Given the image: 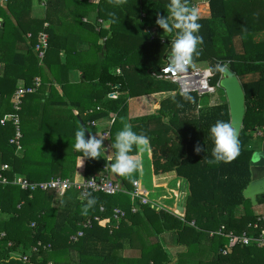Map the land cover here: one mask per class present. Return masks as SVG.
Listing matches in <instances>:
<instances>
[{"label": "trees", "instance_id": "1", "mask_svg": "<svg viewBox=\"0 0 264 264\" xmlns=\"http://www.w3.org/2000/svg\"><path fill=\"white\" fill-rule=\"evenodd\" d=\"M66 1L45 0L41 4L43 14L39 17L33 12L32 0H0V119L12 113L10 100L16 87L30 85L35 77L45 79L44 67L50 68L52 56L58 57L60 50L66 49V38L56 31ZM71 1L77 22L91 10L96 11L97 18L110 21V34L106 38L107 31L94 33V27L84 24L89 33L95 34L97 50H101L99 38H104L106 54L99 62L97 81L103 93L126 91L132 98L168 92L154 112L133 119L127 117L125 98L102 103L101 94L91 103L94 108L101 105L92 118L104 116L108 111L116 113L109 130L110 164L115 162L116 152L112 144L125 124H131L134 132L148 138L153 172L174 171L188 182L184 216L178 217L164 209L156 211L143 204L132 213L131 198L123 192L115 195L88 192L96 202L84 214L89 197L85 195L80 199L78 191L67 190L58 198L54 191L24 190L12 183H0V233H4L0 234V264H21L17 256L22 253H30L28 264H169L172 258L158 242L143 246L138 258L120 255L125 240H130L140 223L146 228L151 226L156 233L175 232L176 242L184 247L176 255L177 264H264V246L255 243L231 246L225 236L209 235V231L221 225L226 231H247L253 236L264 232V220L257 222V228L248 227L256 222L257 215L252 211L251 199L243 195L250 182V158L254 152L245 145L255 129L261 130L260 137L264 141V40L252 39L253 32L264 30V0H208L210 17L197 21L201 25L198 34L203 39L197 46L198 55L193 54L194 64L226 63L238 76L245 93L239 154L229 162L218 163L208 162L212 159L213 147L209 128L217 121H230L227 102L207 106L201 103L204 95L194 92L189 93L193 100L188 101L178 93L175 83L156 79L151 74L160 72L170 62L168 55L175 33H166L156 24L158 16L168 15L170 0ZM192 2L185 0L189 8ZM44 22L46 27H43ZM153 26L157 28L156 35L149 31ZM43 30L48 35V48L39 61L34 46ZM112 67H118L119 72H112ZM50 71L55 75L54 69ZM247 74L251 78L245 81ZM220 76V72H215L211 84L216 85ZM54 90L51 87L50 93ZM30 95L32 93L26 94L24 99ZM198 104L201 107L198 108ZM22 109L23 106L19 111L21 119ZM74 120L77 122L75 116ZM12 134L11 122L0 123V164L9 165V169L3 171L8 180L22 175L30 181H47L53 177L66 178L76 170L77 157L82 154L73 152L75 142L69 144L68 152L39 145L30 148L31 136L23 132V150L16 153L8 142ZM197 146L206 147V151L195 153ZM129 155L136 159V145ZM105 164L106 159L101 154L99 159L84 158L81 170L85 179L96 175L95 170ZM137 171L130 176L118 174L128 191L132 189ZM171 191L174 196L168 207L178 212L176 207L185 199L186 182L176 179ZM261 203H264V193L256 197V204ZM116 206L126 211L125 218L118 223L111 217ZM240 206L242 209L237 214ZM95 216L109 218V222L101 224L93 219ZM88 219L92 220L91 225L84 227ZM78 230L82 235L71 240V235ZM38 242L41 243L39 250L31 253L30 248Z\"/></svg>", "mask_w": 264, "mask_h": 264}, {"label": "crops", "instance_id": "2", "mask_svg": "<svg viewBox=\"0 0 264 264\" xmlns=\"http://www.w3.org/2000/svg\"><path fill=\"white\" fill-rule=\"evenodd\" d=\"M44 1L45 0H32L33 12L39 17L43 14L44 9L41 7V4H43ZM73 8L72 1L67 0L64 10L60 13V20L56 24V31L66 38L67 45V50H60L58 57L52 56L50 60V68L54 69V73L58 80H56L50 68L45 66V79L39 77L41 79V86L26 100L24 99L25 101L22 104V119L20 118L21 128L26 135L31 136V142L28 143L30 148H36L39 145L46 149H50L52 147L50 141L56 139L60 142V140L63 139L62 137L66 138V135L70 137L67 141L75 142V132L79 130L78 127H86L88 133L90 132L92 135L97 136V138L103 137L102 148L104 149L101 150V155L106 159L105 165L109 167L110 176L123 183L120 181L119 175L114 173L109 166L112 160L109 130L116 113L108 111L104 116L92 118L94 113L100 111L99 107L101 105L94 108L91 103L94 104L96 98L101 94H103L101 98L102 103L118 97L125 98L127 104V117L133 119L154 112L160 99L168 92H153L132 98L128 96L126 91L103 93L97 81L100 69L99 62L105 57L106 49L103 44L104 38H99L98 43L101 45V50H97L94 42V33H98L100 30L107 31L106 38L110 34V21L108 19L97 18L96 11L91 10L81 16V22H77L76 16L72 13ZM191 8H195L198 11L199 18L210 17L208 0H193L190 9ZM84 24L87 25V27H94V33H89ZM149 31L152 35H156L157 28L154 26L150 27ZM252 39L255 42L263 41L264 30L253 32ZM236 40L238 39L236 38ZM69 64V68L65 69L64 66ZM110 70L112 72H119L118 67H112ZM249 78L251 77L249 76L248 79ZM51 87L55 89V94L53 91L50 93ZM217 94L218 91L211 94V97L208 98V102L205 103V105L212 106L222 103V101L214 103L217 99ZM74 116L77 122L74 120ZM39 140L44 144L37 143ZM250 140L251 146L252 144H261L263 141L261 137H255ZM107 145L109 149L106 148ZM247 148L252 149L251 147ZM72 149L73 152L77 151L75 148ZM52 150L60 151L57 149ZM61 152H68V148H65ZM136 156V159L140 161V167L135 179L139 181L140 189L143 190L147 196L150 194V192L143 187L145 181L143 179H146V181L148 179L149 184L155 189L151 191L152 195L153 193H158L156 195L157 197L153 198L157 208L153 209L156 211L164 209L178 217H183L186 198L189 194L187 180L178 177L174 171L155 174L151 162L152 150L149 142L147 145H136ZM107 157H109V160ZM83 163L84 159L82 160V156H78L76 160V170H72L67 178L76 179L78 181L84 180V173L81 170ZM103 167L95 170L96 175L102 174L104 171ZM176 179H183L186 182V195L181 205L183 211H180V206L176 207L180 213H176V211L168 207L170 206L169 200L174 196L171 188H174ZM123 187L125 190L122 192L130 196L124 183ZM158 190L160 192H157ZM69 191L76 192L74 189H69ZM257 196L258 195H256V197ZM59 197L61 196L58 195V198ZM241 209L242 206L238 208L236 213L238 214ZM252 211L256 215L260 214L264 216V203H255L254 206L252 205ZM153 242H158L172 258L169 264H177L176 255L181 252L184 247L176 242L175 232L172 230H163L156 233L151 226L146 228L142 223L138 225L137 232L132 234L130 240H125L124 246L120 249V255L125 258H138L142 247Z\"/></svg>", "mask_w": 264, "mask_h": 264}, {"label": "built area", "instance_id": "3", "mask_svg": "<svg viewBox=\"0 0 264 264\" xmlns=\"http://www.w3.org/2000/svg\"><path fill=\"white\" fill-rule=\"evenodd\" d=\"M47 23L44 22L43 27H46ZM48 48V35L43 30L39 33V40L34 46V52L41 61L45 56L46 50ZM209 65L198 66L195 65L194 68H190L189 71L185 74L178 75L172 72L168 64L161 68L160 72H152V76L156 79H166L170 82H173L178 87V93L181 94L183 91H187L188 93L194 92L199 96L203 95H211L217 92V89L220 87L219 83L216 85L211 84V79L213 77L205 76L203 69ZM41 86V79L39 77H35L30 85L20 84L16 87L13 96L11 97V107L12 113L5 115L0 119L1 124H5L7 121L11 122L13 125V134L9 138V144L15 147V152L20 153L23 150L22 146V130H21V122L19 117V111L22 108L23 99L26 94L34 93ZM197 107H201L200 104ZM114 120V119H113ZM109 149V146H106ZM109 160V157H107ZM104 171L100 175H92L88 179H84L82 181H78L76 179L63 178V177H53L47 181H30L23 177L22 175H14L13 179L8 180L7 177L3 174V171L9 169L8 164H2L0 167V183H12L18 185L21 189H32V190H43V191H54L58 195H63L65 191L69 189H74L78 191L79 198L83 199L85 197V193L88 192H102L107 195H115L124 191L123 183L118 180L113 179L110 176V170L108 165H105ZM128 194L131 197V207L130 212L134 213L139 210V205H148L151 208H157L156 203H154L153 199L148 198V196L144 193L143 190L139 187V181L135 179L132 181V189L129 190ZM103 207L100 206V210L103 211ZM178 213V212H176ZM126 211L121 209L119 206H116L112 209L111 217L113 220L118 223L121 219L125 218ZM95 221L100 222L101 224H106L109 222V218H100L99 216H95L93 218ZM260 220H264V216L258 214L256 217V222L253 224H248V227L257 228V222ZM91 219H88L83 226H90ZM193 223V222H192ZM117 225V224H116ZM1 236L4 233H0ZM82 235V231L78 230L74 235H71L70 239L75 241L79 236ZM210 236L221 235L225 236L228 239L229 244L232 245H251L256 244L257 246H264V232L253 236L247 233V231H241L240 233L235 232L234 230H225V226L221 225L219 228L215 230L209 231ZM41 245L38 242L36 245L30 248L31 253L37 252L39 250V246ZM49 246V245H47ZM45 247V246H44ZM224 254L227 252L226 249L222 251ZM21 264H28L30 261V253H22L18 255ZM48 264H52L49 262Z\"/></svg>", "mask_w": 264, "mask_h": 264}, {"label": "clouds", "instance_id": "4", "mask_svg": "<svg viewBox=\"0 0 264 264\" xmlns=\"http://www.w3.org/2000/svg\"><path fill=\"white\" fill-rule=\"evenodd\" d=\"M199 13L195 8L186 6L185 0H170L168 4V15L158 16L156 24L164 29L166 33H175L172 43L171 52L168 55L169 69L178 74H185L190 68H194L193 54H197V46L202 43V37L198 34L201 25L197 22ZM178 30V31H174ZM228 65L216 64L207 66L203 69L205 76H212L215 72L225 73ZM181 95L184 99L192 101L193 97L183 91ZM179 106V105H178ZM86 127H82L75 132L74 148L82 154L84 158L99 159L103 143V137L97 138L89 132L87 140L85 139ZM209 138L213 143L211 149L212 159L209 163L229 162L239 154V141L237 139L236 129L229 122L217 121L209 128ZM148 138L144 135L137 134L132 130L131 124H125L120 130L112 144L116 150L115 162L109 166L114 173L121 176H130L140 167V161L129 155L133 145H147ZM199 154L206 151V147L197 146L194 149ZM87 204L84 207V214L90 207L95 204V198L90 194Z\"/></svg>", "mask_w": 264, "mask_h": 264}, {"label": "water", "instance_id": "5", "mask_svg": "<svg viewBox=\"0 0 264 264\" xmlns=\"http://www.w3.org/2000/svg\"><path fill=\"white\" fill-rule=\"evenodd\" d=\"M218 83L225 92L230 118L229 123L236 129L238 139L246 111L243 87L238 76L229 67L225 73H221ZM88 135L89 133L86 130V140ZM250 173V182L244 189L243 195L250 198L254 204L256 203V195L264 193V141L261 143V148L255 150L251 155ZM179 209L183 211V207L180 206Z\"/></svg>", "mask_w": 264, "mask_h": 264}, {"label": "rangeland", "instance_id": "6", "mask_svg": "<svg viewBox=\"0 0 264 264\" xmlns=\"http://www.w3.org/2000/svg\"><path fill=\"white\" fill-rule=\"evenodd\" d=\"M44 3V2H43ZM41 4V3H40ZM157 33V32H156ZM235 42H236V44H237V46H238V41L235 39ZM205 64H209V62L208 61H202V62H199L198 63V66H204ZM250 75H244V79L243 80H247L248 79V77H249ZM217 91H218V94H217V96H216V100L214 101V103L215 102H227V99H226V95H225V92H224V90L221 88V87H219L218 89H217ZM216 93V92H215ZM211 97V95H204L203 97H202V99H201V103L202 104H205V103H207L208 102V98H210ZM260 131L261 130H259V129H255L253 132H251V138L250 139H253V138H258V137H260V135H261V133H260ZM63 139L62 140H60V142L59 141H57L56 139H54L53 141H50L51 143H50V145L52 146L50 149L52 150V149H57V150H60V151H63L65 148H68L70 145V141H67L68 139H70V137L68 136V135H66V138L65 137H62ZM248 140V142L246 143V145H245V147L247 148V147H251L252 148V150H256V149H260L261 148V144H252V146H251V140ZM37 143H39V144H44V143H41V141L39 140ZM249 144H250V146H249ZM143 180H145L144 181V183H143V187L146 189V190H148V192H150V194L148 195V197L149 198H155V197H157L156 195L158 194V193H153V195H152V193H151V191L152 190H155V189H153L152 188V185L151 184H149V181H148V179H147V181H146V179H143ZM157 192H160L159 190L157 191ZM154 203H155V201H153ZM252 205L254 206L255 205V203L253 204L252 203ZM179 211V210H178Z\"/></svg>", "mask_w": 264, "mask_h": 264}]
</instances>
